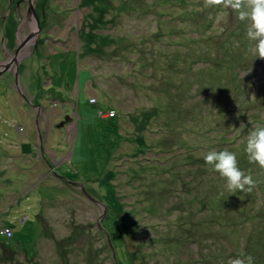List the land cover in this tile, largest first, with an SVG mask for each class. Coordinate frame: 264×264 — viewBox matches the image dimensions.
<instances>
[{
    "label": "rangeland",
    "instance_id": "obj_1",
    "mask_svg": "<svg viewBox=\"0 0 264 264\" xmlns=\"http://www.w3.org/2000/svg\"><path fill=\"white\" fill-rule=\"evenodd\" d=\"M31 2L0 0V55L19 66L17 85L0 73V264H264V169L244 151L264 59L246 24L203 0ZM213 150L250 193L228 192ZM123 213L141 225L113 251Z\"/></svg>",
    "mask_w": 264,
    "mask_h": 264
},
{
    "label": "clouds",
    "instance_id": "obj_2",
    "mask_svg": "<svg viewBox=\"0 0 264 264\" xmlns=\"http://www.w3.org/2000/svg\"><path fill=\"white\" fill-rule=\"evenodd\" d=\"M203 5L205 8L216 7L231 9L235 12L237 19L246 23V37L250 42V51L255 54V57L264 59V0H203ZM244 151L249 163L258 164L261 169H264V125L254 126L247 137ZM203 159L212 171L219 173L226 181L225 187L229 193L235 194L238 191L250 193L255 187L256 182L252 176L246 175L238 167L235 153L227 150L219 152L213 150L209 151ZM41 179H44L43 175ZM118 218L119 216L116 219ZM131 229V232H137L135 228L131 227ZM229 264H254V261L253 257L248 255L244 258L232 259Z\"/></svg>",
    "mask_w": 264,
    "mask_h": 264
},
{
    "label": "trees",
    "instance_id": "obj_3",
    "mask_svg": "<svg viewBox=\"0 0 264 264\" xmlns=\"http://www.w3.org/2000/svg\"><path fill=\"white\" fill-rule=\"evenodd\" d=\"M136 9V8H135ZM134 9V10H135ZM236 14V13H235ZM39 23H40V20H39ZM244 24H246L245 22H241L240 21V26H244ZM243 33H245L246 34V30L245 31H242ZM241 31L239 32V35H242L243 33H242ZM237 34V33H236ZM41 42V41H40ZM35 47V46H34ZM206 102L208 103V104H210V105H212L213 103H216L217 104V100L213 97V96H211V98H209V97H207V99H206ZM216 111H220V110H216ZM222 114H224V112H222V111H220ZM112 116H114V115H112ZM111 116V117H112ZM238 117H239V122H245V128H243V127H241L242 129H241V131L240 132H242L243 130H245V129H248L249 128V121L246 119V114H238ZM14 127H13V131H12V137H11V140L10 141H13L14 139H15V135H14ZM11 133V128L9 127V126H2V127H0V138L1 139H3V141H6L5 139H6V137H7V135L6 134H10ZM1 146H2V144H1ZM0 146V147H1ZM3 151V149H0V152H2ZM119 216V218L116 220V221H113V224H112V228L114 229L115 228V230H116V234H115V236H117L119 233H124V231H126V232H131L132 231V229H131V226L128 224V222H126L125 221V219L128 217V215H126V214H122V215H118ZM24 219L26 220V217H24ZM124 227V228H123ZM4 228L6 229V228H8V229H10L11 230V228L10 227H8L7 225H5L4 226ZM2 230L0 229V232H1ZM2 235L3 236H5L6 237V235L3 233V231H2ZM7 239H11V238H7ZM126 241H128V243L130 244V243H132L131 242V240L128 238V237H125L124 238ZM120 243H121V241H120Z\"/></svg>",
    "mask_w": 264,
    "mask_h": 264
},
{
    "label": "flooded vegetation",
    "instance_id": "obj_4",
    "mask_svg": "<svg viewBox=\"0 0 264 264\" xmlns=\"http://www.w3.org/2000/svg\"><path fill=\"white\" fill-rule=\"evenodd\" d=\"M0 62L2 63H5V64H7V63H10L11 65V67H13L14 66V64H13V60L9 57V58H7V56L6 55H0ZM19 67V66H18ZM128 224L131 226V227H133V228H135L136 230H137V228L140 226L139 225V223L137 222V221H135V220H130L129 222H128ZM124 228V227H123ZM135 234H136V232H124V233H119L117 236H114L113 235V238H114V241L115 242H118V241H121L122 240V237L121 236H124V238L125 237H128L130 240H131V242H133V240H134V236H135ZM117 249H118V247H117ZM140 246H139V244H137L136 245V247L134 248V250L132 251L136 256H139V255H141L140 254Z\"/></svg>",
    "mask_w": 264,
    "mask_h": 264
},
{
    "label": "water",
    "instance_id": "obj_5",
    "mask_svg": "<svg viewBox=\"0 0 264 264\" xmlns=\"http://www.w3.org/2000/svg\"><path fill=\"white\" fill-rule=\"evenodd\" d=\"M34 11H35L34 8L31 7V12H34ZM36 22H37L36 27H37V30H38L39 29V21L37 20ZM16 54H17V52L15 53V55ZM17 67H18L17 63L15 64L14 68H11V66L8 67L5 63L4 64H0V73L2 71H6V70H12V72L14 73V77H15L16 85H17V83H18ZM108 241H109V238H108Z\"/></svg>",
    "mask_w": 264,
    "mask_h": 264
},
{
    "label": "bare ground",
    "instance_id": "obj_6",
    "mask_svg": "<svg viewBox=\"0 0 264 264\" xmlns=\"http://www.w3.org/2000/svg\"><path fill=\"white\" fill-rule=\"evenodd\" d=\"M24 2H25V4H26V2H29L30 0H23ZM32 2H31V6L34 8V5H35V2H36V0L34 1V0H31ZM47 2V1H46ZM48 3V2H47ZM34 10H35V8H34ZM36 11V10H35ZM8 67L11 65L10 63H7L6 64ZM20 174H24V172H21V173H19V175ZM101 215H98V218L100 217ZM24 217H26V216H24ZM27 218V217H26Z\"/></svg>",
    "mask_w": 264,
    "mask_h": 264
}]
</instances>
